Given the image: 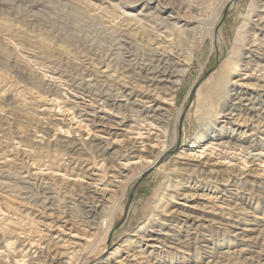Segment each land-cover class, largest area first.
<instances>
[{
    "label": "rangeland",
    "instance_id": "374dc122",
    "mask_svg": "<svg viewBox=\"0 0 264 264\" xmlns=\"http://www.w3.org/2000/svg\"><path fill=\"white\" fill-rule=\"evenodd\" d=\"M263 20L264 0H0V264H264V97L209 93L224 60L264 83Z\"/></svg>",
    "mask_w": 264,
    "mask_h": 264
},
{
    "label": "bare ground",
    "instance_id": "6f19581e",
    "mask_svg": "<svg viewBox=\"0 0 264 264\" xmlns=\"http://www.w3.org/2000/svg\"><path fill=\"white\" fill-rule=\"evenodd\" d=\"M262 19H258V22L260 24L262 23ZM239 31H240V29H239ZM239 33H242V31L239 32ZM239 37H240V34H239ZM237 38H238V36L236 37V41L238 40ZM217 41H218V39H217ZM236 41H235V44H233V47L234 48H235L236 43H237ZM232 50L234 51V49H232ZM160 52L167 59L173 56V54L171 53V50L169 51V50L165 49V47L162 48V49H160ZM194 58H195V53L194 54L191 53L190 56L186 60H182L181 59V60L178 61V68L177 69H169V68H167V69H164V70L163 69L159 70V74H158V77L159 78H158V83L157 84H159V85L164 84V83L165 84H168V86H166L167 87L166 88V93L168 94V96H170V98L168 99L170 103L167 102L168 105H166V104L164 105V103H163L162 105H159V106H157V107L154 108V104L155 103L153 101H155V100H153V101L150 100L149 101L150 102V105L148 104V106L146 105V107H151L153 110L168 111V108L170 107V105H172V104L175 103L176 92L180 89V85L182 84L183 78L186 76V74L188 72V68L192 64V62L194 61ZM160 64H162V63H160ZM227 65H228L227 60H224L222 66L220 68H218L217 75H215V78L213 80H210V84H209V93L210 94L217 95V96H219V98L220 97L223 98V96L226 97V98L227 97L230 98L229 96L232 95V92L235 91V90H237V89H242V88L243 89H248V88L250 89L251 88L254 91L256 90L257 93H260V95L262 97H264V83L263 84H260L258 86H255V87L253 86L252 87L251 86L252 84L250 85V83L248 82L249 75H242V76L239 75V76H235L236 73H233V74L231 73L232 76H227V74H228L227 73L228 70L226 71ZM158 67H160V66H158ZM233 76H235V77H233ZM204 85L205 84L203 83L199 87V90H198V95L199 96H200V93H201ZM149 87H151V85ZM159 159L160 158L158 156V157L150 160L147 163V165L139 172V174H142L143 171H145L149 167L155 165L159 161Z\"/></svg>",
    "mask_w": 264,
    "mask_h": 264
}]
</instances>
